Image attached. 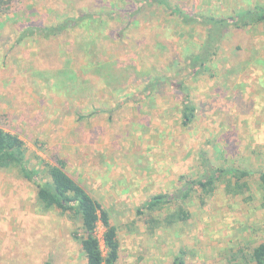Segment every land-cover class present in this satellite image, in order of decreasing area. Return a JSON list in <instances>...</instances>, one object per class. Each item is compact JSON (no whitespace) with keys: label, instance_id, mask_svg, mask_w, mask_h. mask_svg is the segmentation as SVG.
<instances>
[{"label":"rangeland","instance_id":"1","mask_svg":"<svg viewBox=\"0 0 264 264\" xmlns=\"http://www.w3.org/2000/svg\"><path fill=\"white\" fill-rule=\"evenodd\" d=\"M44 1L26 0L38 12L31 15L28 10L21 21L34 16L50 23L58 4L47 0L42 6ZM181 2L191 8L192 2L201 1ZM209 2L225 16L233 9L264 5V0ZM159 24L154 22L153 39L147 30L146 34L137 32L148 50L133 55L137 69L144 64L153 67L154 76L162 73L173 48L159 44L171 39L165 35L166 23ZM23 46L15 60L3 59L0 47V126L24 139L29 166L40 169V175L45 173L46 161L61 157L68 172L110 210L112 223L118 227L120 264H175L178 256L186 264H225L247 256L264 241V187L259 178L264 172V22L233 28L219 48L214 67L199 81L185 78L199 105L189 128L180 124L175 107L180 98L176 99L170 82L161 83L162 92L152 102L142 101L139 111L138 105L129 102L113 120L105 114L80 118L78 106H88L87 113H91V99L67 98L61 88L53 86L55 79L36 83L26 58L31 56L38 68L54 59L38 56L34 42ZM109 53L129 63L125 52L113 49ZM234 55L239 56L237 62ZM167 75L173 76L172 71ZM144 85L139 90L142 100ZM202 151L215 166L253 171L250 187L240 195L228 192L224 181H219L212 195L198 189L187 200L192 212L187 222L150 232L138 208L149 197L174 195L185 181L204 175ZM37 189L16 169L0 168V264H46L48 260L86 264L75 236L81 231L80 222L69 213L43 209ZM104 231L100 223L103 248Z\"/></svg>","mask_w":264,"mask_h":264},{"label":"trees","instance_id":"2","mask_svg":"<svg viewBox=\"0 0 264 264\" xmlns=\"http://www.w3.org/2000/svg\"><path fill=\"white\" fill-rule=\"evenodd\" d=\"M48 1L58 5L55 6V18L45 24L35 20L34 16L21 21L22 17L27 18L28 10L31 15L38 12L33 4H26V0H0L3 59L15 60L14 55L20 54L24 48L22 45L34 42L39 47L36 50L38 56L45 54L46 60H54L47 63V67L38 68L31 56L26 58L28 69L34 78H38L33 80L43 84L55 79L53 86L61 88L67 98L91 99L93 111L87 113L88 106H78L80 118L105 114L113 120L117 110L129 102L138 105L139 111L142 101L152 102L154 96L162 92L159 90L161 83L170 82L175 87L176 99L180 98L175 105L180 124L189 128L197 118L199 105L185 78L199 81L203 78L200 76L214 67L219 48L233 28L246 29L264 22V5L261 4L237 11L233 9L232 14L225 16L219 15L209 0H200L198 5L192 2L191 8L185 7L181 0ZM46 2H42V6ZM154 22H160L157 26L166 23L165 35L171 36L170 40L162 39L165 43L159 44L163 48L173 47L169 61L162 65V73L156 76L154 68L145 64L138 70L133 57L137 50H148L143 36L136 37L137 32L141 30L146 34L147 30L153 39ZM172 32L176 35L172 36ZM54 44V48L50 47ZM150 47L153 48L154 43ZM113 49L128 54L126 60L129 63H122L121 57L110 54L109 50ZM238 57L234 55L233 61ZM167 71H172L173 76H168ZM141 84H146L142 87L145 92L143 100L139 92ZM27 155L24 139L0 126V168L16 169L21 176L34 182L38 187L37 200L43 209L69 213L80 222L81 231L75 236L86 264H120L118 227L112 223L110 210L68 172L65 159L57 157L53 162L46 161L45 173L40 175V169L29 166ZM200 157L204 175L185 181L174 195L155 194L138 208V214L145 215L150 232L187 222L192 216L187 200L193 198V192L198 189L206 196L212 195L219 181H224L228 192L240 195L250 187L249 178L253 171L237 166H215L204 151ZM259 178L264 187V172ZM100 223L105 227L104 248L98 235ZM242 256L225 264H264V241L253 247L247 256ZM46 264L53 263L48 260ZM175 264L186 262L178 256Z\"/></svg>","mask_w":264,"mask_h":264}]
</instances>
